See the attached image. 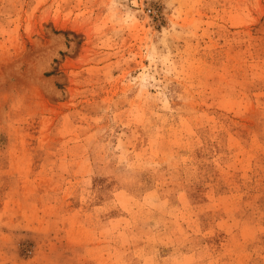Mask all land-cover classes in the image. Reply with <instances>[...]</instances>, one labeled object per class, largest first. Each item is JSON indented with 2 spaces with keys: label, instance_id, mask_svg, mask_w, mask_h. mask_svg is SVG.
Segmentation results:
<instances>
[{
  "label": "rangeland",
  "instance_id": "374dc122",
  "mask_svg": "<svg viewBox=\"0 0 264 264\" xmlns=\"http://www.w3.org/2000/svg\"><path fill=\"white\" fill-rule=\"evenodd\" d=\"M0 264H264V0H0Z\"/></svg>",
  "mask_w": 264,
  "mask_h": 264
}]
</instances>
